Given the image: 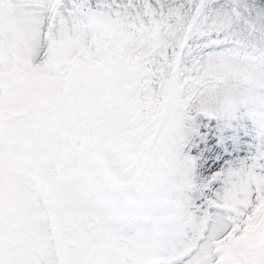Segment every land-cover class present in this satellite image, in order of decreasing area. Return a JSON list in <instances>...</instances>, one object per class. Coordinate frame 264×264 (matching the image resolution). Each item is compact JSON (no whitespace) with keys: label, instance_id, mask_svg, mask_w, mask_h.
<instances>
[{"label":"snow or ice","instance_id":"1","mask_svg":"<svg viewBox=\"0 0 264 264\" xmlns=\"http://www.w3.org/2000/svg\"><path fill=\"white\" fill-rule=\"evenodd\" d=\"M0 264H264V0H0Z\"/></svg>","mask_w":264,"mask_h":264}]
</instances>
